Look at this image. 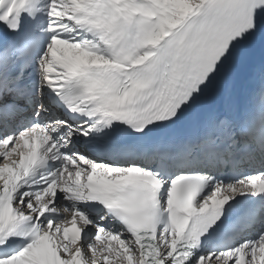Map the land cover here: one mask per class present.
I'll return each mask as SVG.
<instances>
[{"label":"snow or ice","instance_id":"1","mask_svg":"<svg viewBox=\"0 0 264 264\" xmlns=\"http://www.w3.org/2000/svg\"><path fill=\"white\" fill-rule=\"evenodd\" d=\"M0 264H264V0H0Z\"/></svg>","mask_w":264,"mask_h":264}]
</instances>
